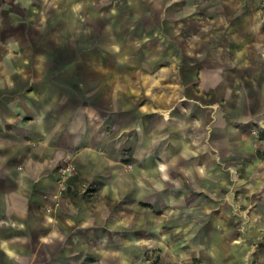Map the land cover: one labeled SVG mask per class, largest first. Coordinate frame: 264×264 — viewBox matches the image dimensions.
<instances>
[{"label": "crops", "instance_id": "obj_1", "mask_svg": "<svg viewBox=\"0 0 264 264\" xmlns=\"http://www.w3.org/2000/svg\"><path fill=\"white\" fill-rule=\"evenodd\" d=\"M87 1L0 0V264L44 260V246L59 244L60 226L43 206L65 158L79 168L75 180L137 197L180 173L220 186L236 165L263 162L250 133L255 120L264 125V15L242 34L244 69L258 87L238 116L220 109L218 95L232 64L220 48L235 42L219 44L215 29L204 35L184 0H124L114 18L94 20L97 29ZM156 48L166 60H155ZM188 48L215 54L199 66L193 93ZM125 164L135 167L126 176Z\"/></svg>", "mask_w": 264, "mask_h": 264}, {"label": "rangeland", "instance_id": "obj_2", "mask_svg": "<svg viewBox=\"0 0 264 264\" xmlns=\"http://www.w3.org/2000/svg\"><path fill=\"white\" fill-rule=\"evenodd\" d=\"M87 2L93 21L106 12L114 18L124 4V0ZM137 2L147 4L148 0ZM183 2L191 6L190 13H197L204 35L215 29L224 33L219 44L234 40L236 48H220V55L232 64L225 68L228 73L219 84L218 95L222 111L243 115L249 106L246 100L256 97L258 85L247 77L249 65L244 69L248 58L243 53L242 34L250 18L254 23L256 15H264V0ZM168 8L156 6L161 25ZM174 9L179 13L178 5ZM92 23L97 29V21ZM163 38L161 33L156 35L157 40ZM164 53L168 55L165 48H156L155 60H166ZM171 54L179 58L177 53ZM214 56L201 48H188V93L197 91L199 66ZM252 126L253 149L263 162L236 165L229 177L223 176L220 186L197 180L189 172L175 176L170 187L155 181L162 188L157 187L154 195L133 196L127 188L120 196L111 195L104 191L103 181L75 180L81 178L78 166L70 158L63 159L55 171L54 192L43 206L47 220L59 224L61 239L59 244L44 246V260L28 264H264V125L255 120ZM98 154L104 156L105 152ZM67 168L65 189L58 193L57 174ZM134 168L125 164L121 174H131ZM186 175L188 179L183 178Z\"/></svg>", "mask_w": 264, "mask_h": 264}, {"label": "built area", "instance_id": "obj_3", "mask_svg": "<svg viewBox=\"0 0 264 264\" xmlns=\"http://www.w3.org/2000/svg\"><path fill=\"white\" fill-rule=\"evenodd\" d=\"M68 171H70V168L62 169L57 174L56 186H57L58 193L62 192L65 189L64 183H65L66 174Z\"/></svg>", "mask_w": 264, "mask_h": 264}]
</instances>
